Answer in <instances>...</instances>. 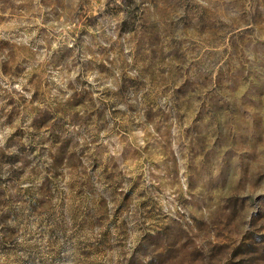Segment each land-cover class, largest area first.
Listing matches in <instances>:
<instances>
[{"label":"clouds","instance_id":"obj_1","mask_svg":"<svg viewBox=\"0 0 264 264\" xmlns=\"http://www.w3.org/2000/svg\"><path fill=\"white\" fill-rule=\"evenodd\" d=\"M136 5L143 15L133 31L135 18L120 11L125 0H0V264H150L154 244L168 249L165 264H216L225 237L239 244L252 231L254 210L238 218L239 233L225 226L216 189L231 168L256 169L264 157L233 153L222 176L223 154L204 159L185 130L222 71L259 68L264 0ZM153 24L158 32L149 35ZM186 26L219 35L188 39ZM186 81L194 91L178 106ZM65 141L67 156L57 161ZM163 145L178 161L172 178ZM261 194L264 186L253 192ZM250 243L255 264H264V234Z\"/></svg>","mask_w":264,"mask_h":264},{"label":"rangeland","instance_id":"obj_2","mask_svg":"<svg viewBox=\"0 0 264 264\" xmlns=\"http://www.w3.org/2000/svg\"><path fill=\"white\" fill-rule=\"evenodd\" d=\"M111 3L112 0H109V4ZM133 4L134 0H125V8L120 9V11H126L127 15L135 18L130 28L134 31L135 21L139 20L143 12H141V5L133 7ZM153 7L159 8V5L154 3ZM23 10L27 9H24L23 6L21 9H12L14 13H20ZM4 22H6V18H0V23ZM183 22V18L180 21H172L173 24ZM86 26L87 24H85ZM157 32L158 28L153 24L148 34L155 35ZM218 35V29L200 30L199 28L185 27V37L188 39L195 36L198 39L205 38V42H209L216 39ZM240 43L246 45L248 41L241 40ZM176 49L177 46L174 45L171 51L174 53ZM0 51H2V47H0ZM168 59L179 62L181 57L170 55ZM162 62V60H157V63ZM258 62L259 68L257 70L249 71L244 65H241L239 69H232L230 75L227 76L222 71L216 80L213 91L207 97H202L204 103L200 105V110L195 113L191 127L185 130V138L199 149L204 159H208L209 154L215 156L223 154L225 163L221 165L220 169L222 176L228 170L233 153L240 152L242 157H254L257 160L264 157V127L261 126L264 124V59L258 57ZM3 68L6 75L11 71L7 64H4ZM16 71H19L18 66ZM245 72H247L246 75ZM194 87H188L187 81L180 86L176 93L178 106H180V96L191 95ZM205 87L203 84L199 85L201 91ZM185 88L187 91H182ZM38 96L39 93H37ZM13 102L10 101V103ZM77 106L80 105H70L73 108ZM182 107L189 111L192 110L190 103H185ZM9 119L11 120L12 117L10 116ZM60 119H63V115H60ZM153 119H162V117H154ZM42 126V124L38 125V127ZM55 128L56 124H52L53 135ZM55 142H59V138H56ZM66 145L67 141L57 151V161L67 156ZM162 149L160 153L162 163L167 166L169 178H172L173 175H178V161L173 155H169L166 145H163ZM242 149L244 151L241 152ZM33 151H35L34 148ZM2 159L3 154H0V160ZM105 171L106 175L111 177V170L106 169ZM230 176L231 179L221 183L216 189L221 211L224 213L225 226H235V231L239 233L238 218L250 210H254L251 211V220L246 222L247 227L252 231L244 232L239 244L234 239L225 237L224 242L216 249L218 254L215 261L216 264H255L254 254L258 249L253 247L250 241L255 233L264 234V194L254 197L253 192L264 186V165H260L256 169L252 166L247 168L233 167ZM135 187L134 185L132 190H135ZM84 194L82 190L77 192L78 196ZM129 198L125 197L124 201L121 202L118 212L127 209ZM141 207L145 208L151 215L152 210L148 209L147 201ZM6 218V216H0V223H4ZM88 219L91 220L92 218L89 217ZM180 246L182 247V244ZM152 251L154 255L151 256L150 264H165V259L169 255L168 249L161 244H154Z\"/></svg>","mask_w":264,"mask_h":264}]
</instances>
